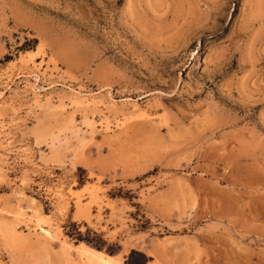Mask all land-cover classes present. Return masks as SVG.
<instances>
[{"label":"rangeland","instance_id":"1","mask_svg":"<svg viewBox=\"0 0 264 264\" xmlns=\"http://www.w3.org/2000/svg\"><path fill=\"white\" fill-rule=\"evenodd\" d=\"M264 264V0H0V264Z\"/></svg>","mask_w":264,"mask_h":264},{"label":"bare ground","instance_id":"2","mask_svg":"<svg viewBox=\"0 0 264 264\" xmlns=\"http://www.w3.org/2000/svg\"><path fill=\"white\" fill-rule=\"evenodd\" d=\"M83 254L88 259L97 264H115L114 256L104 253L103 251L94 249L88 245L84 247Z\"/></svg>","mask_w":264,"mask_h":264},{"label":"trees","instance_id":"3","mask_svg":"<svg viewBox=\"0 0 264 264\" xmlns=\"http://www.w3.org/2000/svg\"><path fill=\"white\" fill-rule=\"evenodd\" d=\"M98 248H99L98 250H100V249H101V247H100V246H98ZM100 251H102V250H100Z\"/></svg>","mask_w":264,"mask_h":264}]
</instances>
